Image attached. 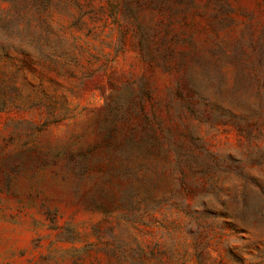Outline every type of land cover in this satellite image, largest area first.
<instances>
[{"label": "rangeland", "instance_id": "rangeland-1", "mask_svg": "<svg viewBox=\"0 0 264 264\" xmlns=\"http://www.w3.org/2000/svg\"><path fill=\"white\" fill-rule=\"evenodd\" d=\"M262 84L264 0H0V264H264Z\"/></svg>", "mask_w": 264, "mask_h": 264}, {"label": "trees", "instance_id": "trees-1", "mask_svg": "<svg viewBox=\"0 0 264 264\" xmlns=\"http://www.w3.org/2000/svg\"><path fill=\"white\" fill-rule=\"evenodd\" d=\"M256 80L259 81L261 78L256 76ZM237 105L240 104L238 103ZM193 111L194 110L191 109V112ZM248 111V115L239 118L241 128H239L238 131L247 137L250 144L244 151L243 157L241 159L231 160L228 164V168L231 167L239 172L244 182L249 180L247 179V175L244 173L245 165L249 164L250 162H257L260 164V166L264 167V151H256L253 147L255 129L256 139H258V137L264 133V84L256 87V104L250 106ZM250 182L253 187H251L249 184H244L242 191L236 196V199H238L241 204L240 216L243 219H247L249 217L248 205L250 201V195L254 192L252 190H256V193L264 200V185H257L254 180H251ZM251 215V217L256 221L264 223V204L260 209L255 210Z\"/></svg>", "mask_w": 264, "mask_h": 264}]
</instances>
